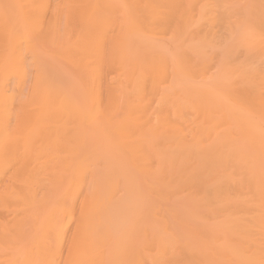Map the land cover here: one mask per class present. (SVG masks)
Returning a JSON list of instances; mask_svg holds the SVG:
<instances>
[{
  "label": "bare ground",
  "instance_id": "6f19581e",
  "mask_svg": "<svg viewBox=\"0 0 264 264\" xmlns=\"http://www.w3.org/2000/svg\"><path fill=\"white\" fill-rule=\"evenodd\" d=\"M210 1L211 0H8L6 1L8 2L7 4H5V7L7 6L6 7L7 10L4 11L5 10L4 8L3 12H0V214H2L5 211H8V212H12L14 217L11 223L10 221L9 222L7 221L8 223L0 221V250L2 249L5 250V248L12 249V247H14L13 246L14 241L20 243L18 248L15 247L12 249L13 253H11V255L12 254L13 255L11 257L10 255L8 256L7 253L6 256L5 254L3 255L5 258L8 259L11 258L7 262V264H142V263L145 264L144 262L146 261L145 259H143L144 260L143 261L142 258L143 257L145 258L146 255L142 256L143 253H148L147 255L149 257L151 256L150 257L151 259H153L154 257V259L151 260L153 261V264L154 263L171 264L173 260L169 259V255L170 254L172 255L170 250H173L171 249V247H174L176 245L175 240L177 241L180 238L179 234H177L178 235V239H177V235L169 231L173 237H176L173 238L171 235H166L165 233H161V231L157 232L156 229L158 228L155 229L156 234L155 233L153 234L152 231L154 230H149L150 231L149 233L148 229L147 231L149 235L148 233L147 235L143 234L145 233L144 227L146 226V228H148L149 224H151L152 221H153V229L155 228L154 224L155 226L158 225L157 227H159L162 224V223L160 224L159 220H156V222L158 223H155L153 218L151 220V217L155 214V213L152 214L153 211L156 212V215H158L159 213L157 214L158 212L157 210L161 209L159 208V206L157 207L156 205L158 203L157 200L159 199L153 198V197H158L159 195L157 196L156 193L153 192L155 194L154 196L151 195V197L153 196L152 199H154V203L151 201H147L148 196L150 195L147 194L149 193V191L145 193L146 196L143 195L144 194L143 192L145 190L144 188L145 185H143L144 190L143 192H141L142 194L141 193L140 194L145 198L146 201L145 200L144 201L148 202L147 204L149 208L150 206H152V204H150L149 202L154 204L152 206L153 209L150 208L152 211L149 208L147 209V211L149 210V213L152 215L151 216L148 215L150 217L149 218L147 217V215L143 216L142 210H141L142 214L139 211L140 214L142 215L140 218L141 220L137 219L138 220L137 222H139V226L138 225L133 226V229L134 227H138L139 229L137 230H140L139 231L141 232L140 234L141 235L143 234L145 237L142 235L144 237L143 239V237L138 235L137 233L136 235L135 234L134 235L137 236L135 240H139L138 238H140L141 240L142 238L143 241L146 240L148 243L155 245L154 247H156L158 249L157 251H159V256H157V253L155 251L156 249L153 250L154 252L153 255H151L152 252L149 255L150 252L148 251L154 249L152 248L151 245H150L151 247L147 246L148 248H150V250L148 251L145 250L144 252L142 248L143 244L142 243L139 244L142 248V251L139 252L141 248L139 249L140 246L138 247L137 246L138 244L137 245L134 244L136 241L135 240L132 241L133 238H131L133 244L126 243L125 241L130 243L132 242L129 241V237L125 233V228L124 231H122L121 229L123 227V225L121 224L122 221H120V224L118 223L119 227L122 226L119 229L122 231V233L121 234L119 232L116 233L118 228H116L113 225L117 224V221L120 220V219L117 220L119 217L116 218V215L118 214L121 216L120 214L121 211L119 210L120 212L118 213H117L118 209L115 211V209L118 208L117 206L119 205L120 202L119 203L115 202L114 197H116L118 192L121 194L122 190L120 192L119 191L120 188H118L121 183L119 181V178L117 177V181L114 180V171H113L114 167L115 168L122 167L121 169L123 170V173L126 176V178L128 176L138 177V175L140 176V178L141 177L145 178V179L141 178L142 180L140 178L137 179L136 177H135L136 179L131 178V180H135V183L133 181L132 182L134 184H137L140 190L141 187L139 186L140 183L138 184V181L140 180L141 183L143 184L145 180V183L146 182L151 183L150 187L153 186L152 183L154 184V186L156 185L158 188L160 186H164L163 188L167 189L170 192L168 194L169 196L174 190H178L177 191L178 195L176 197H180L181 194L179 193L180 192L182 193L181 190L191 191L190 195L188 191L187 194L193 198L191 199V201L194 200L195 202V203L192 202V204L196 207L195 210L198 211L202 210L199 212L202 215L201 216L199 215L200 217L198 216L199 217L198 219H200V221L205 220V216L207 215V213L206 215L205 212L203 213L204 210L205 211L206 210L208 211L210 209L212 210L211 208L212 206H214L215 204H220V206L218 205L219 212H221L222 217H224L225 215L226 218L223 220V222L225 220L226 221L224 222V224L222 223V226H223V230L224 231L226 230V234L227 235L229 234L227 238H225L227 240H221L222 237L220 238L221 235L218 236L219 234L218 235L214 234L216 236L213 235V237L216 238L213 240L212 237L213 233H210L211 234L209 235L210 237L208 236V234L205 235V233L214 232L213 229L207 226L208 228L206 230L205 229L206 226H203V224L197 228L190 227L191 226L190 224H188L187 222L183 223L181 221L182 220L181 217L180 223L182 222L181 224L184 227H187L186 230L184 227H182L183 228L182 232L185 234V232L188 230L187 232H189V234L191 233V235H189L191 237V240L193 239L194 234L198 235V236H194L195 240L193 239L192 240L193 242L197 241L198 239L200 241H203V243L197 245L198 247L197 246L194 247L195 245L193 244V242L190 243L188 246H186L183 243L184 247L182 246V244H180L182 250L187 247L186 248L187 253L186 252L184 253L183 251L181 252V254L177 252L178 248H176L177 247L176 245L175 249L177 250H174L173 255L175 256L178 253L181 256H183L182 255L183 253L187 255L185 256L186 257L185 259L183 258L184 259L183 262H185L184 264H264V150L263 149H261L260 151L258 150V148L259 147L261 148V146H263L264 148V143H263L264 129L263 131H260L261 129L258 128L259 131L257 132L256 128L258 126L257 125L258 123H253L256 121L255 118H259L258 114L257 117L255 116V118L253 116L255 121H253L254 119L252 117H249V119H246L247 123H245L244 120L245 118L242 117L243 115L241 116V113L244 111H241L240 118L241 117L244 118L243 121L242 120L241 121L245 123V126L241 122L242 124H239L238 126L240 127L241 125H243L244 127L242 130L244 131L243 132L239 131V132L241 133V135H243L242 136L243 140L241 139V141H243L242 143L244 142H248V143L243 144L244 145L243 146L241 142H239L240 140L239 137L241 136L239 137L237 136L239 135L237 131L239 129L241 130L242 127L240 128L235 127L236 129H238L237 131H235L236 129L233 126L231 130L237 132V135L235 134V132L232 133L236 135L237 138L239 139L236 140L237 138L234 139L235 137L233 135L228 136L226 134L227 142H231V144L234 145V148L231 149V153L229 151L227 152V154L229 155L228 157V155L225 152V149L224 151L221 149L222 144L220 145V143L219 145H211V146L208 145V147L206 145H205L206 147L203 146L204 145L203 138L208 139V142L205 141L208 144H209V139L212 141V138L206 137L205 135H203L202 138V134H205L206 132L210 133V131L214 129L213 132L215 135V129L217 128V127L215 128V124H217L215 122L217 120H215L214 122L215 124H214L213 122H210V119L208 117L211 114L208 113L210 112L209 109L212 107L211 103L214 104L215 102L214 101L215 99H211V97L213 98L214 96L217 95L216 94L212 96L214 92H212L211 90L213 88H209L208 85L207 87L209 89H205L206 92L207 90L211 89L210 92L212 93L208 91L211 97L208 96V92L206 94H203L205 92L203 93L200 92L203 89H200L199 92L197 90L196 92L200 94H198L199 97L197 98L196 102H193L192 100V98L196 97L195 93H193L194 97L186 95L185 97L186 99L187 97L189 98L192 97L191 98L192 103H189L188 101L190 100L189 98L187 101L185 99V102L189 103V104L186 103V105L192 104L191 105L192 108L196 110L193 112H196L195 115L199 114L202 117H204L205 124L210 122L209 125L207 124L208 126L206 127V125H204L202 120V124L206 128L204 130L202 124L201 126L199 125L201 123L199 122L200 120L196 119L199 122V123L197 122L198 127L196 128V131L189 130L192 128V126L191 128H189L188 126L186 127L187 132L189 131L193 132L189 134H186L187 132L184 131L186 126L185 124H183V127L180 126L181 127L180 128L177 127L178 123H176V121L173 122L171 121L172 120L171 118H173L175 115V114L174 115L171 114L172 109L170 108L171 110H169L170 114L166 109H164L166 108L165 104H167V108L169 109L168 103H170L173 108L176 107L177 104L175 105V107L173 104L174 102L175 103L178 102L177 99H176L177 102L174 100L175 98L172 99V101L174 100L173 102L172 101L170 102V99L171 97H173V95L167 97L170 98L168 99L169 102L167 103H164L165 99L163 100V98H160L161 93L158 92V94L160 95H157V97L154 96L157 99L160 98L161 101L163 100V102H161L162 104L161 103L160 104L163 107L161 108L165 110V112L163 111V113L157 110L156 113L154 105L155 103H157L160 110L161 109L159 105L160 99L157 100L156 102H154V100L156 99L151 101L153 98H150V95L146 94V92L148 93L150 91L149 90L150 86L153 88V91L157 89L155 90L156 93V91L161 89L158 83L160 84L163 79H164L163 83L165 79H166L165 81L166 83L168 76L169 78L172 76L171 73L170 75H166L168 70L166 69L167 58L163 57V53L164 54L167 53L168 56L167 55L166 56L171 57L172 59H173L172 56H174V54L172 53L173 55L169 56L168 53L171 51L169 50V52H167L166 49L165 50L166 52H163L161 55V52L163 50V48L159 45L162 44L160 42L161 39L160 40L157 39L160 42L158 44V42L154 40L156 36L159 38L160 35L163 37L171 33L172 36L169 34L170 39H174L177 41L178 38L175 39V34L177 32L176 33H174L175 31L173 32L174 28L172 29V31H170L173 25L177 26L175 30H177L178 28L179 29L183 28L182 31L184 32H185L184 28H186V30L189 31L194 26L196 33L192 34V33H188V31L187 33L189 34V39L195 44L196 49L204 48L205 50H208L207 44H209V46L215 45L217 42H220L221 39L223 42V39L225 37L222 35L224 37L223 38L221 35H219L218 27L222 29L224 28L222 26H225L224 30H226L227 28L226 26L229 23L228 24H223V23L230 22L229 17H232L235 14L233 13V11H238V10H234L236 9V7L232 6L233 11H229L230 13H232L231 14L232 16L230 15V13H228L229 14L228 17L227 16L228 14H225L226 16L222 14V12L224 11L223 10L224 6L223 8L219 7L220 9L218 10V6L217 9L214 8V6ZM229 1L230 0H228V2ZM257 1L260 2V0ZM261 1H263L264 3V0ZM236 2L233 0V3L235 5ZM254 2L256 1L252 2L253 5L255 6ZM225 3L227 4V2ZM1 4H3V2ZM261 5L262 3L259 4L258 2L256 3L255 9H257V12H255L256 10L253 11L254 14L253 16H255V14L258 13V18L256 15L255 20L251 19L253 20L252 22L251 20H249L251 24L247 23L246 27L252 28L253 30L256 28V30L258 31L263 30L264 32V7H262L264 5L262 6ZM128 6H130L131 9L134 8L135 13H132L135 14L134 16L136 17L140 16L136 18L137 20L136 23L144 24V22L148 23L150 20L151 23L149 22L150 25L148 29H149V36L150 35L152 36H151V40L149 37H147L148 39L145 38L147 39L146 41H148V43L147 45L144 44L146 48L143 47L145 51L146 49H148L150 53L148 52V54H146L145 56L144 54H142L143 55L142 59L138 58L140 60V61L138 60L139 63L138 61H136L137 58L134 56L136 58L135 61L137 62L135 63L139 65L137 70L138 72L140 71L137 75H135L136 78L141 74L140 77L137 79L139 83L136 82L135 80L137 84V86L135 85L136 89L134 86H132L134 84H131L133 82L130 79H132V77L135 78V76L132 75L134 73L131 72V69L130 72H128L129 74L125 73V71H123L124 69H122L123 71L122 77L121 74L119 76L117 75V73L119 74L121 72L120 69L119 72H117L118 69H116V71L112 70L115 73L117 72L116 75L119 78H122V80L124 77L125 79L129 77V84H127L128 86L127 85L126 86L129 89L133 87L134 89L133 88L132 89L135 90L130 98L129 95H127L128 93L126 91L123 94L124 97L128 96L127 99H124L127 100V106L125 107L124 104L122 105V103H126V102L123 101L121 103V97L123 96L121 94L123 93V90H125L124 88H122V85L124 83L120 79L122 83L120 84L121 87L120 86L119 87L120 89L121 88L123 89L121 90L122 91L121 93L119 88H117L118 85L116 84H114L115 86L111 85L107 81V78H109V76L107 77V74L111 75L109 74L110 72H112L110 68L122 64L121 56L124 57L123 55L127 52V51L124 52L126 48L124 46H126L127 44V43L125 44L126 32L124 27L127 25L125 23V21L127 20L126 18L120 19L119 14H122L125 17V15L127 14L125 12L123 13V10L127 11V8L125 7ZM249 7H247V9L244 7L248 11L243 20H245V18L246 19L252 18L249 15L248 16L250 18L247 17V14L248 13L251 14L250 12H252L250 11L251 8L248 9ZM242 11H244V9H242ZM259 11L261 14L259 13ZM134 16L133 18H135ZM226 17H228V20ZM233 18L236 19V17ZM239 18L241 19L240 16ZM120 20H121V24H120ZM239 20H238L239 23L237 22V24H239L241 27V25L243 26L245 23L240 24ZM243 20L241 19V22ZM233 23L230 22V27L232 26L231 24ZM235 25L236 24H234V26ZM250 25L252 27H250ZM145 26H147V24ZM238 26H236L235 31L237 30ZM147 27L145 30H147ZM134 28L136 27H134V23H133L132 29ZM217 29L218 31H216ZM229 29L232 28H229L228 25V30ZM252 29L249 30L250 32L249 35L253 36L255 33L256 36V32H254ZM192 30L191 32H194ZM244 30L246 31V28ZM251 31H253L254 33L252 34ZM133 32L135 31L133 30ZM263 32L262 34H264ZM135 33L140 34L139 32H135ZM146 33L144 32L143 34L146 35ZM229 33L231 35L233 34L231 33V30H229L228 32H226V35L227 34L230 35ZM238 34L236 37L237 39L234 41L235 44L234 42H232L233 41L232 39L230 40L231 35L230 36L227 35L224 40L226 41V39L229 38L230 40L229 42H231L232 44L237 45L236 42H238L240 45L241 43L239 41H241L242 39L240 37L243 36V39L244 36L245 38L250 37L243 35L242 32L240 33L242 36L240 35L238 37ZM138 36L137 37L135 36L136 39L138 38ZM180 36L182 37V35ZM233 36L232 38L235 39ZM130 37H129V41L134 42L133 44L137 42V44L139 45V38L138 41H134L132 39L134 36L131 39ZM219 37L222 38L219 39ZM258 37L259 39L261 38L260 36ZM258 37L255 38L253 37L254 41L256 40V43L254 44L252 37H250L252 38L251 39L252 41L249 40L246 42L248 43L251 42V44L253 45L258 43L255 46H257L256 50L260 53V51L264 50L263 47L264 45L259 43L260 40L263 38L259 40ZM238 38L240 39L238 40ZM170 39L169 41H171ZM246 39H244V41ZM174 40H172L171 42H175ZM142 41H144V39ZM222 42L220 43V45L219 44L217 45H219V47L221 46L225 47L224 46L225 42L223 43V45H221ZM241 42H243V40ZM262 42H264V39ZM137 44L136 47L138 46ZM251 44L248 45L244 44V45L246 47L248 46V48H251L253 47ZM249 45H251V47ZM226 46L227 49L230 47L228 46V44ZM255 46L253 49H255ZM136 47L135 45L133 47L134 49H137L135 50V52L138 51V49L142 48V46L140 48L138 47L136 48ZM219 47H217L218 50ZM131 48L132 45L131 47H129V50ZM159 48L161 49L159 54L161 56L155 57L154 54L155 52H159ZM224 49H226V47ZM253 49L250 51L251 54L252 52L255 51V50L253 51ZM195 50L193 49V51ZM202 50H200L201 52L200 51L199 52L202 55H204V53H202ZM210 50L214 51V49L212 48ZM221 51L224 50L222 49ZM203 52H205L206 54V51ZM207 52H209V50ZM219 52L220 51H218V53ZM246 52L247 54H250L248 53L247 48H246ZM145 53H147V51ZM188 53H192V52H188ZM198 53L197 55L199 59ZM221 53H222V57L218 56V60L221 61L222 63H223L222 61L223 59L226 62L228 61L226 59H230V61L235 62L230 58L233 55L232 53L235 52L233 51L232 53L230 52L231 56L229 55L230 56L229 58H227L229 53L227 52L225 53V55L227 54L226 57L225 56L223 57L224 55L223 52H220L219 55H221ZM262 53L264 52H261V54ZM128 54L130 56L132 55V53L130 54V51H128ZM135 54L139 55L138 53ZM185 54L187 53L185 52ZM213 54L216 55V53ZM213 54H211L210 51V55L213 56V58L210 56V59L212 58V60L215 59L214 57H216ZM208 56H209L208 54H206V56L204 55L205 58L203 59H205L206 62L209 59ZM261 57H258V59H260ZM124 58L125 59L122 58L123 59L122 62L128 59L127 56H125ZM252 58L253 56L250 57L249 59L252 61ZM262 58L264 59V56ZM184 59L186 61L185 56ZM200 59L199 61H201ZM246 59L247 58H245V60ZM128 61L131 60L128 59ZM172 61H174V59ZM193 61L191 60L188 61L187 63H189V66L187 67L193 66L190 69L192 73L195 74L197 73L195 71H198V69L195 70V67L197 65L194 66V64L197 62V59L196 62H194V64ZM261 61L262 63H264L263 60ZM63 62L64 64L66 63V65L68 64L67 66L68 68L64 66ZM204 62L205 61L203 60L202 63ZM213 62L215 61L213 60ZM187 63L185 62V65H187ZM210 63L212 62L210 61ZM238 63L239 61L237 62V65ZM246 63H248V60ZM259 63L260 61L258 62V64L257 62L256 64L254 63L249 66H247L248 65L247 64L246 69H244L245 66L244 67L241 66L244 70H246L244 71L243 74L241 73L240 67H236V65L234 66L236 67L235 71H237L236 69L238 68L240 69V70L238 69V71L241 73V75H244L245 73L248 74V78L245 76L247 78V79L245 78L246 81L247 80L248 81L247 82L242 81V82L251 83V87L250 86L247 87L251 88V90L250 89L249 90L251 91L250 93H252V97H248L249 95L248 93H246L247 96L243 94L244 98L248 97L249 100L251 101H248V98L244 99L242 97L243 100H247L246 101L247 103L251 102V104L256 105V107L259 106L258 108L260 109H258V111H260L259 114L260 118L264 119V67L261 68L260 64L262 63L260 64ZM136 64H135V68H137L138 66ZM176 64L177 63L174 62V65ZM63 66L66 67L67 70L68 69H70V71L72 70L73 75L75 73L74 76L76 78L75 82H72L74 81L75 78L72 80L71 78L73 76H69L72 75L70 74L71 72H69V75L66 74L67 76L65 77H67L68 79L69 76V78L72 81L68 79L69 82L68 81L66 82L65 80L66 78L65 77H64L65 79L62 78V76L65 75L63 73L66 72V71L63 72L64 70L62 71ZM106 66L108 68H106ZM127 66L130 67L129 65ZM132 67L134 68V66ZM178 67L180 69V66ZM198 67H201V65H198L196 68ZM232 67L233 65L230 68ZM133 68L132 70L135 71V69ZM170 68L172 69V67ZM170 68L168 71L172 72L174 68L172 69V71H170L171 70ZM230 68L229 70H231ZM106 69L107 70L110 69L109 70L110 72L107 71ZM205 69L207 70V68L205 67L202 68V70L204 71ZM125 70H127V68H125ZM114 72L112 73L114 74ZM184 72L185 70L183 71L182 75H184ZM130 73H131V77H130ZM113 74L112 76L115 75ZM200 74H202V71ZM237 74L239 76V73ZM123 75L125 76L123 77ZM230 75L232 76L231 73ZM117 76L116 77L114 76L112 78L115 79L117 78ZM166 76L167 78H165ZM185 77L187 78V76ZM207 78H210V76L209 77L206 76V80ZM111 81H113L111 82L112 84L117 83L116 80H115L116 82L114 80ZM170 81L171 80L168 81V84L170 83ZM66 83L67 85L68 83H71L72 85H74V87L67 86ZM156 83L158 86H156L155 88L154 85ZM198 85H201V82ZM177 86L179 87L178 90L180 89L179 91L181 93L182 89L180 87V84H177L176 87ZM240 87L238 86L236 88L239 91H241V89H239ZM244 87L247 88L245 84ZM244 87L242 88L243 91L245 90ZM128 88L127 91L129 92ZM199 88H205V86L204 87L201 86ZM166 89L167 88L165 87V90ZM169 90L171 92L172 89ZM249 90L247 89V91ZM163 91L164 89H162V92ZM131 93L132 92H129L130 95ZM149 93L154 94V92L152 91H150ZM164 93L162 94L161 97H164L163 96L165 95ZM182 93L181 96L183 98V96L186 93H183L184 95ZM153 94H151V97ZM236 94L235 97L237 96ZM232 95L233 94H230V96ZM174 96L177 97L175 92H174ZM205 97H210L212 102L210 101V104L207 103L208 100H206L207 101L206 102ZM236 99L237 97L235 98V100ZM239 100L241 101L242 99ZM149 101H151V104H154L153 108H151V110L148 111L149 113H151V111H153L152 109H154V112H152V114L153 113L156 114V117H154V119L156 118L155 121H157L158 124L157 131L160 129H162L163 131V132H159L160 134L157 133L159 134L158 137L164 136L165 134L166 135L164 138L165 140L163 139L164 141L162 142L166 144L167 142L165 141L170 140L172 141V143L176 144V145L174 144L175 147H172V144H170V142L167 143L168 145L166 144V146L163 144H161L162 145L161 146L159 144L162 143L160 138L156 139L158 141L160 140V142L158 143L157 141L155 142L152 141L153 138L152 139L150 138V135H152L153 132L150 134L149 132L154 125L156 126V123L153 119V123H155L153 125L151 124L152 122L150 120L151 123L150 122L149 123L153 126H151V128L149 127L150 125L148 124L147 114H146ZM235 102H237V100ZM224 103L226 102L224 101ZM163 104L165 107L163 106ZM216 104L219 105V103ZM252 105L249 107L245 105L243 107L249 108L250 110L249 109L248 110L250 111L251 114L252 111L251 108L253 109L256 108V107L255 108L252 107ZM158 107L156 108L158 109ZM239 107L242 108L241 105L240 106L238 105V108ZM124 108H126L125 111H123ZM220 108L221 107H219L218 109ZM179 109L177 108L178 114H180L181 116L180 119L186 118L187 121V119L191 117V115H189L188 118L186 117V115L188 114L187 111L189 110H186V107H184L183 104L181 108L179 107ZM256 109L255 111H257ZM177 110L175 108L172 113H174L175 111L177 112ZM224 110L226 109L224 108ZM237 111L236 113L239 114ZM120 112H122L121 114H124L123 117L121 118L118 117ZM193 112H191V114H193ZM222 112L224 114L227 113V111L226 112L222 111ZM244 113L248 115L247 112ZM253 113L255 112L253 111L252 114ZM222 114L221 117H223ZM151 116L153 117L154 115ZM226 116L228 117V115L227 114L224 115L225 119L227 118ZM210 117L213 116L210 115ZM235 117L237 120L239 116L236 115L234 116V118ZM215 118L217 119L218 117ZM250 118L253 119V120L251 119L253 122L250 120ZM206 119H209V122H207ZM227 119L225 120V123L224 120H222V123L218 124V126L221 125L220 128L223 126L227 128L226 125L230 124L229 121L226 123ZM191 120L189 122L188 119V123H192ZM196 120L195 122L193 121L195 124H197ZM236 120L234 119V121ZM259 120L258 122L262 121ZM236 122H240V121H236ZM173 123H176L177 126H175V124L173 125ZM182 123H184V121L180 122V124ZM223 123L224 125L222 126ZM147 125L150 129L145 131ZM236 125L237 123L235 124V126ZM201 127H203V130L201 129ZM155 128L156 127H154V129ZM233 128L235 130H233ZM228 130L230 133L231 131L230 128ZM221 132L224 133V131ZM259 132L263 134L261 135V133ZM257 133L261 136L257 135ZM211 134H210L211 136H214L213 133ZM218 134L219 133L217 132L216 135L218 136ZM216 138L218 139V137ZM213 139L215 138L213 137ZM215 141L216 140H214V142ZM152 142H154L155 147L152 145ZM223 143H225L224 138H223ZM157 144H159L161 148L165 146L163 147L164 149H162V152L158 151L159 152L158 153L156 151L157 149L155 148ZM182 145H184V148L181 147ZM254 145L256 146L261 145V146L255 148ZM251 146L259 151V155L256 152L255 153L251 152V151H255L251 148ZM247 147H250L251 150L247 149ZM225 148L227 149V147ZM169 149L174 150L173 153H175L176 155L171 154L172 155L171 156L169 153L172 152L169 153L168 151L165 152L166 150ZM261 151H263V155L261 153L262 156H260ZM255 154H257V156ZM112 161L119 164V166L113 164L114 167L112 168L113 166L111 163ZM50 162L53 163L60 162L59 165L57 166L55 165L57 171H54L55 169H53L52 167L50 168ZM120 168L117 169L118 171L114 169L116 171L115 173L119 172ZM51 169L54 171L53 174L51 172L52 171ZM231 169H234L235 171L233 170V172L230 173V171H232ZM220 173L222 174V176L219 177V175H221ZM253 173L254 174L256 173V175H254ZM236 174L238 176H242L240 180L242 178L243 179L240 182L237 181V179L239 178H237L238 176H236ZM124 179L125 178H123V183H125ZM127 179L130 180V178ZM127 184H124V186L125 185L127 186ZM134 184L133 185L130 184V186L131 185L134 186ZM135 187L136 186H134V188ZM127 188H130L131 190L133 187H127ZM139 188L137 190L138 192H140ZM117 189H118L117 193L113 192L114 190ZM156 190L157 189H155V191ZM160 190L161 187L160 189H158L159 191L157 192L158 194L160 193ZM129 192L130 191L128 190L127 193ZM161 192L163 193V191ZM132 193L134 194V192L131 191V194ZM136 194L137 193H135V195ZM200 194L201 196H199ZM137 195H139V193ZM184 195L186 196V193ZM124 196L128 197L126 193ZM142 196H140V198H142ZM160 196L162 197V195ZM164 196H165L164 198H167V200L169 199V197L168 196L166 197L165 194ZM131 197L135 198V196H131ZM172 197L174 201L176 197L175 196ZM172 197L169 200H172ZM126 199L122 200L121 203L122 205L123 202H125L124 200ZM188 199H190V197H188ZM131 200L129 199V201ZM167 200L165 199L163 202L165 203V201L167 202ZM160 202L158 205H160ZM126 204H125L126 207H130L131 205L128 202H126ZM141 204L143 205V203ZM160 206H162V203ZM127 209L128 208H126V211ZM211 210L210 212L212 213L213 210L212 211ZM129 211L124 212L122 210V212L125 214L128 213ZM139 212L137 215H139ZM162 212L165 211L162 210ZM176 212L178 216H180L178 211ZM195 212L196 211H194V213ZM210 212L208 211V213ZM167 213L172 214L175 212L172 211L169 212L168 209ZM145 214H147V212ZM114 215L117 221L115 219L113 220H115L116 222L112 220V218H114ZM163 216L165 215L163 214ZM174 216L175 215L173 214L172 220L174 219V221L175 220L177 221V218H174ZM155 218H158V216H156ZM167 218L166 220H168ZM162 219L164 220V218L161 217V222ZM137 222L135 223L138 224ZM146 222L149 224H145L144 226V223ZM163 222H165V220ZM166 222L169 227H167V224L165 225L163 223V225H165L167 229L171 228L172 225L174 227L176 225V222L174 223L172 221L175 224L174 225L171 222V220L170 223H172V225H169L168 223L169 221ZM178 224L177 227H180ZM28 226L31 227L30 228L32 231L31 234H29L28 233L29 231L26 230ZM141 226H143L144 231L140 229ZM151 226L152 224L149 226L150 229L152 228ZM165 227L162 226L161 229L163 230ZM134 230L136 231V229ZM175 230L176 228L175 229L173 228L172 232H174ZM178 230L180 229L178 228ZM128 232L129 230L127 229V233ZM169 232H167V234H170ZM131 233L132 232H130V234ZM184 234L182 235L181 238L182 240L183 237L188 236L187 234L184 236ZM196 237L198 238L197 240ZM186 239H188V237H186ZM186 239H184L183 241H185ZM140 240L137 243L143 242ZM178 242H181L180 239L178 240ZM186 243H188V241H186ZM146 244L144 247H146ZM147 247L146 249H148ZM136 249L137 250L139 249V251H135ZM161 253L163 254L161 255ZM0 256L3 257L2 255ZM148 256L147 259L150 260ZM173 262H174L173 264H175V261ZM176 262H180V264H183L181 263L182 261H180V259L179 261ZM3 263L5 264L4 261Z\"/></svg>",
  "mask_w": 264,
  "mask_h": 264
},
{
  "label": "rangeland",
  "instance_id": "374dc122",
  "mask_svg": "<svg viewBox=\"0 0 264 264\" xmlns=\"http://www.w3.org/2000/svg\"><path fill=\"white\" fill-rule=\"evenodd\" d=\"M0 1L3 2V4H1L2 2H0V7H1V8H0V12H3L4 8H5L4 11H6V10H7V9H6L7 6L5 7V4L8 3V2H6V1H8V0H0ZM4 1H5V2H4ZM215 1H216V2H215ZM215 1H214V0H211L210 2H211L212 5L214 6V8L217 9V6H218V10L220 9L219 7L223 8V6H224V8H223L224 11L221 9V10L223 11V12L221 11L222 14H224V15L230 13L229 11H233L232 6H233V7H236V9H234V10H238V11H233V13H235V14H234L235 16H234V15L232 16V15H231L232 13H230V15H231L232 17H229V14L227 15V16L230 18V22H232V23L234 22L233 24H231V25H232L231 27H230V22H224V23H223V24H228V23H229V24H228V25H229V28H232V29H229V30H231V33H233L232 35L229 33V34L231 35L230 40L232 39V40H233L232 42H234V41L237 39L236 37H237V34L239 33V31H240V33L242 32L243 35L250 36V35H249V34H250L249 30H251L252 28L246 27V26H247V23H248V24H251L249 20H251V19L255 20V19H256V15H257V18H258V13H256L255 16H253V15H254V14H253V11L256 10L255 12H257V9H255L256 3H257V2H258V4H259V3H262V5H264L263 1L260 0V2H259V1H257V0H234L235 2L237 1V2H236V5L233 3V0H230L229 2H228V0H215ZM222 1H223V2H222ZM253 1H256V2H254V3H255V6H254L253 3H252ZM220 2H221V5H220ZM225 2H227V4H226ZM215 3H216V5H215ZM218 3H219V5H218ZM223 3H224V4H223ZM229 3H230V5H229ZM231 3H232V5H231ZM238 3H239V4H238ZM233 4H234L235 6H234ZM262 5H261V6H262ZM228 6H229L231 9H230ZM249 6H250V7H249ZM2 7H3V8H2ZM244 7H245L246 9H247V7H249L248 9L251 8L250 11H252V12H250L251 14H249V13L247 14V17L250 16V17H252V18H250V17H249L250 19H246V18H245V20H248V21L243 20L244 17L246 16L247 11H248V10H246ZM262 7H264V6H262ZM125 8H127V11H126V10H123V13L125 12L127 15H125V17H124L122 14H119V18H120V19H122V18L125 19V18H126V20L129 21V22L125 21V23L127 24V25L124 27V28H125V32H126V37H127V38L125 37V44H126V43H127V44H126V46H124V47H126L125 50H124V52H125V51H127V52H126L123 56H124V57L127 56V58L130 59L131 61H128V59H126V60L123 61V62H125V63H123L122 60L125 59V58L121 56V63H122V64H119V65H117L116 67L110 68L111 71H112V70H115V71H116V69H118L117 72H119V71L121 70V72H120L119 74L116 72L118 76L121 74V77H122V72H123V71H125V73L129 74L128 72H130V69H131V72L134 73V74H132V75H134V76L137 75V74L140 72V71L138 72V70H137L138 67H139V65L136 64V63H137L136 61H138L140 58L142 59V56H143L142 54H144V56H145L146 54H148L149 50L146 49L147 53H145L146 51H145V49H144L143 47L146 48V46H145L144 44L147 45V43H148V41H146V40L148 39L147 37H149L150 40H151V36H152V35L149 36V29H148V28H149V25H150V23H151L150 20H149L150 23H149V22H148V23H147V22H146V23L144 22V24H138V23H136V21H137L136 18H138V17H140V16H137V17H136V16H134L135 14H132V13H135L134 8L131 9L130 6L125 7ZM225 8H226V9H225ZM237 8H238V9H237ZM129 9H130V10H129ZM228 9H230V10H228ZM242 9H244V11H242ZM132 10H133V12H132ZM225 10H226V11H225ZM227 10H228V12H227ZM240 10H241V11H240ZM259 13H260V11H259ZM260 14H261V13H260ZM248 15H249V16H248ZM133 16H134L135 18H133ZM225 16H226V15H225ZM237 16H238V17H237ZM239 16H240L241 19H242L243 21H245V22H243V21L241 22V19L239 18ZM228 17H226L227 20H228ZM233 17H236V19L233 18ZM254 17H255V18H254ZM259 17H260V16H259ZM231 18L235 19L236 22H235V20H233V19H231ZM130 19H131V21H130ZM239 19H240V20H239ZM227 20H226V21H227ZM231 20H232V21H231ZM238 20L240 21V24H243V23H245V24H244L243 26L241 25V27H240V25L237 24ZM253 20H251V22H252ZM133 23H134V27H136V28H134V29H132ZM238 23H239V22H238ZM120 24H121V20H120ZM146 24H147L148 27L145 26ZM234 24H236V25L234 26ZM141 25H142V27H141ZM228 25L226 26V27H227L226 30H224L225 26H222V27H224V28H222V29H221L220 27H218V29H219V32H218L219 35H221V36L223 35V36L226 38V36L228 35V34L226 35V32L229 31V30H228ZM238 25H239V26H238ZM129 26H130V27H129ZM219 26H220V25H219ZM236 26L239 27V28L237 27V30H238V31H237V30L235 31ZM146 27H147V30H145ZM243 27H244V28H243ZM250 27H252V26L250 25ZM141 28H142L143 30H142ZM173 28H174V29H173ZM175 28H177V26H176V25H175V26L173 25V27H171V30H170V31H172V29H173V32L175 31L174 33L177 32L176 34H177V36H179V37H177L176 34H175V39L178 38L177 41L174 40V39H170V35H171V33H169L170 35L167 34L166 36H163V37L160 35L159 38L156 36L157 34H156V35H153V36H156V37L154 38V40H156V41L158 42V44H159L160 42L162 43V44H159V45L163 48V50H162V52H161V55H162L163 52H166V51H165L166 49H167V52H169V50L171 51V52L168 53L169 56H172V55L174 54V56H172L173 59H174V61H172L173 59H172L171 57H167V56H168L167 53H166V54L163 53V57H164V58H167V61H166L167 66H166V69L169 70L170 67H172V69L174 68L173 71H172V69L170 68V69H171L170 71H172V72H169V71L167 70V74H166V75H170V73H171V75H172V76L170 77L171 79L169 78V76H168V78H167V76L165 77V78H167V82H166L167 85H169V84H170V85H169V86L166 85V83H165L166 79H165V81H164V83H163V80H164V79H163L162 82H161L160 84L158 83L159 87H161L160 90L156 91V93H155V90H157V89H155V90L153 91V88L150 86V87H149V90L152 91V92H154V94H153V93H149L150 91H149L148 93L146 92V94L150 95V98H153L151 101H153L154 99H156V100H154V102H156V101L159 100L160 98H163V100L165 99V102H164V103L169 102L168 99H170V98H167V97H170V96L173 95V97H171V99H170V102H171L172 99H174V98H175L174 100H175L176 102H177V100H178L177 103L174 102V104H173L174 107H175V105L177 104L176 107H175L176 110H177V108L179 109V107L181 108L182 104H183L184 107H186V110H189V111L192 110V111H190V112L187 111L188 114L186 113V114H187V115H186L187 118L189 117V115H191V117L188 118V119H189V122H190V120H191V118H192V120H191L192 123H188V119H187V121H186V118H181V119H180L181 116H180V114H178V110H177V112L175 111L174 113H172V112L174 111L175 108H173V107L171 106L170 103H168L169 109L167 108V104H165L166 108H164V109H166L168 112H169V110L172 109V110H171V114H172V115H174V114H175V115H177V114L179 115V118H178V115H177V116L174 115L173 118H171L172 116L170 115V116H171L170 118L172 119L171 121H172V122H173V121H176V123H178V124H177L178 126L176 125V123H173V125L175 124V126H177V127H180V126L183 127V124H185V125H186V126H185V130H184L185 132H187V130H186V127H187V126H188L189 128H191V126H192L191 129L188 128L190 131H192V130H193V131H196V128L198 127V123L201 122V123L199 124V125L201 126V124H202V120H203L204 125H206V127L209 125L210 122H213V123H214L215 120H217L218 122H217V121L215 122V123H217V124H215V123H214V124H215V128L217 127V128L215 129V135L217 134V132L219 133L218 136L216 135V137H218V139H217V138L215 137V135H214V132H213L214 129H212V130L210 131V133H209V132H206L205 134H202V138H203V135H205L206 137L212 138V141L209 139V144L207 143V142H208V139H207V138H205V139L203 138V142H204V145H203V146H204V147H206V146L208 147V145H209V146H211V145H219V143H220V145L222 144L221 149H222L223 151H224V149H225L226 154H227L228 151L231 153V149L234 148V145H232L231 142H227V140H226V139H227V138H226V134H227L228 136H229V135H231V136L233 135V136L235 137L234 139H236L237 136H238V137L241 136V137H239V138H240L239 142H241L242 145H243V144H246V143H248V142H244V143H242L243 141H241V139L243 140V137H242L243 135H241V133H240V132H243V131H244V130H242V129H243V127L245 126V123H247V120H246V119H249V117H252V118H253V116H254V118H255V116L257 117V114H258V117L260 118V115H259V114H260V111H258V109H260V108H258L259 106L256 107V105H252L251 102L247 103V102H246L247 100H243V98H244L243 96H244V95L247 96L246 93H248L249 95L251 94L250 96L248 95V97H252V93H250V92H251V91H250V90H251V88H250V87H251V83H250V82H248L249 84H248V83H243V82L246 81V79L248 78V74L245 73L244 75H241V73L243 74L244 71H246V70H244V69L247 68V67H246L247 64H248L247 66L252 65V64H254V63L256 64V62H257V64H258L259 61H260V63H262L261 60H263V62H264V59L262 58V57L264 56V53H262L263 55L261 54V52H264V50L260 51V53H259V52L256 50V49H257V46H255V45H257L258 43L255 44V45H253L254 43H256V40L254 41V38H255V37L260 36L261 38L264 39V36H263L264 34H262L263 30H262V31H260V30L258 31V30H256V28H255L254 30L252 29L254 32H256V36H255V33H254L253 31H251L252 34L254 33V35H253V36L251 35L250 37H252V38L254 37V38L252 39V38H250V37H249V38L246 37V38H247V39H246L245 36H244V39H246L245 41H244V39H243V36L239 33V34H238V37L241 35V36H242V37H240V38H242L241 41L243 40V42H244V43H243V42L239 41L241 44L243 43L242 45H241V44L239 45L238 42H236L237 45H234L235 42H234V44H232L231 42H229L230 40H229L228 37H227L228 39H226V41H227V42H226V41L224 40L225 38L222 36V37L224 38V39H223V42H222V39H221V41H220V42H217L215 45H210V46H209V44H207V47H208V50H209V52H207L208 50H205L204 48H202V49H204V50L199 49V48L196 49L195 44L189 39V34H188V33H192V34H195V33H196V32H195L196 30H195L194 26H193L189 31L186 30V28H184L185 32L182 31L183 28H181V27H180L181 29L178 28L177 30H175ZM245 28H246V31L244 30ZM140 29H141V30H140ZM187 29H189V28H187ZM192 29H194V30H192ZM218 29H217L216 31H218ZM220 29H221V31H222V30H223V31L221 32ZM133 30H134L135 32H139L140 34H136L135 32H133ZM191 30L194 31V32H191ZM227 30H228V31H227ZM232 30H233L234 32H233ZM255 30H256V31H255ZM179 31H180V32H179ZM187 31H188V33H187ZM224 31H225V32H224ZM257 31H258V33H257ZM144 32H145V33L148 32V33H146V35H144V34H143ZM244 32H245V34H244ZM129 33H131V34H129ZM134 33H135V35H134ZM178 33H179V35H178ZM221 33H222V34H221ZM224 33H225V34H224ZM234 33H235V35H234ZM246 33H248V34H246ZM263 33H264V32H263ZM147 34H148V35H147ZM186 34H187V35H186ZM129 35H130L131 37H130ZM138 35H139L140 37H139ZM143 35H144V37H143ZM180 35H182V37H181ZM230 35H228V36H230ZM233 35H234V36H233ZM133 36H134V37H135V36H136V37L138 36V38H139V45L137 44V42H136L135 44H133L134 42L129 41V37H130V39H131ZM158 36H159V35H158ZM168 36H169V37H168ZM171 36H172V35H171ZM232 36H233L235 39H233ZM134 37H133L132 39H133L134 41H138V38L136 39V37H135V38H134ZM142 37H143V38H142ZM222 37H219V39L222 38ZM141 38H142V39H141ZM145 38H147V39H145ZM183 38H184V40H183ZM240 38H238V40H239ZM261 38H260V39H261ZM140 39H141V40H140ZM143 39H144V41H146V42L142 41ZM157 39H158V40L161 39L160 42H159ZM164 39H165V40H164ZM169 39H170L171 41L174 40L175 42H171V41H169ZM180 39H181V42H180ZM186 39H187V40H186ZM251 39L254 41L253 44H251V42H250V43L246 42V41H249V40L252 41ZM258 39H259V37H258ZM258 39H257V41H258ZM260 39H259V40H260ZM263 39H261V40L263 41ZM261 40H260L259 43L262 44V45H264V42H262ZM162 41H164V42H162ZM165 41H166V42H165ZM178 41H179V42H178ZM182 41H183V42H182ZM140 42H142V43H140ZM176 42H177V43H176ZM221 42H222L221 45H223V43L225 42V44H226V45L228 44V46H230V47L227 49V46H226L225 44H224V46L226 47V49H224L225 47H223V46H221L222 48L219 47V45H220ZM245 42H246V43H245ZM164 43H165V45H164ZM229 43H230V45H229ZM129 44H130V46H129ZM136 44L138 45V46H137L138 48H140V47L142 46L141 49H143V50L138 49V51L135 52V50H137V49H134L133 47H134V45H135V47H136ZM141 44H142V45H141ZM217 44H219V45H217ZM231 44H232V45H231ZM244 44H245V45L251 44L253 47H251V45H249L251 48H248V46L246 47ZM131 45H132V48L129 50V47H131ZM159 45H158V46H159ZM233 45H234L235 47H234ZM243 45H244V47H243ZM127 46H129V47H127ZM158 46H157V47H158ZM160 46H159V47H160ZM163 46H164V47H163ZM196 46H197V45H196ZM232 46H233V47H232ZM236 46H238V47H236ZM254 46H255V49H253ZM137 47H136V48H137ZM161 47H160V48H161ZM205 47H206V46H205ZM210 47H211L212 49H214V51L210 50V49H211ZM217 47H219V50H218ZM245 47L248 49V53H250V51H251L252 49H253V51L255 50L254 52H252L253 55H252L251 53H250V54H247V52H246V48H245ZM263 47H264V46H263ZM160 48H159V52H155V54L153 53L155 57H159V56H161V55H159V54H160V51H161ZM232 48H233V49H232ZM127 49H128V50H127ZM133 49H134V50H133ZM193 49H194V50L196 49L197 52H196V50L193 51ZM198 49H199V51L202 50V53H204L205 56H206V54H208V55H209V56H208L209 59H210V56L213 58V56L210 55V51H211V54L216 53V55H215V54H213V55H215V56L217 57V60H218V56H221V57H222V53H221V55H219L220 52H223V54H224L223 57H224V56H225V57L227 56V54L225 55L226 52L229 53V54H228V57H227V58H229V57L231 56L230 54H231L232 51H233V52H235V53H232L233 55H232L230 58H231L233 61H235V62H232V61H230V59H226V58H225V59L228 60L227 62L224 61V59L222 60L223 63H222L221 61H219V60H218V61H219V62H218V61L216 60V57H214L215 59H213L215 62H213L212 58L209 60L208 57H207V59H208L209 62H208V61L206 62V60L203 59V58H205L204 55H202V54L200 53L201 51L199 52ZM206 49H207V48H206ZM222 49H223L224 51H221ZM235 49H237V50H235ZM140 50H141V52H140ZM215 50H216V51H215ZM217 50L220 51V52L218 53ZM225 50H226V52H225ZM227 50H229V51L231 50V51H230L231 53H230L229 51H227ZM128 51H130V54L132 53V55H133V56L131 55L132 57L135 56L137 59H136L135 57L132 58V57L128 54ZM133 51H134V53H133ZM143 51H144V52H143ZM151 51H152V50H151ZM203 51H206V54H205V52H203ZM256 51H257V52H256ZM139 52H140V53H139ZM185 52H186L187 54H185ZM188 52H192L194 56L192 55V53H188ZM198 52H199V53H198ZM224 52H225V53H224ZM255 52H256V53H255ZM135 53H138L139 55H137V54H135ZM149 53H150V52H149ZM157 53H158V54H157ZM172 53H173V54H172ZM197 53L199 54V59L201 58L200 60H201L202 62H203V60H204L206 63H205V62L202 63L201 61H199ZM126 54H127V55H126ZM245 54H246V55H245ZM260 54L262 55V57H261ZM156 55H158V56H156ZM166 55H167V56H166ZM179 55H180L181 57H180ZM201 55H202V56H201ZM229 55H230V56H229ZM249 55H250V56H249ZM259 55H260V56H259ZM128 56H129V57H128ZM140 56H141V57H140ZM184 56L186 57V61H185V59H184ZM189 56H190V57H189ZM246 56H247V57H246ZM252 56H253L254 59L252 58V61H251L249 58L252 57ZM163 57H162V58H163ZM258 57H261L262 59H261V58L258 59ZM122 58H123V59H122ZM138 58H139V59H138ZM160 58H161V57H160ZM169 58H171V59H169ZM178 58H179V59H178ZM193 58H196L198 63L196 62V59H193ZM245 58H247V59L245 60ZM256 58H257L258 60H257ZM135 59H136V61H135ZM219 59H221V58H219ZM165 60H166V59H165ZM175 60H178V61H175ZM181 60H183L184 62L181 61ZM190 60H191V61L195 60V61H193V64H194V62H196V63L194 64V66H196V65H197V66H198V65H201V67H198V68H196L197 66L195 67V70L198 69L199 72H198V71H195V72H197V73L194 74V73H192V71H191V69H190V68H192L193 66H192V67H187V66H189V63H187V62L190 61ZM237 60L239 61L238 65H237V62H238ZM242 60H244V61H242ZM247 60H248V63H246ZM249 60H250L251 62H250ZM126 61H127V62H126ZM133 61H134V62H133ZM139 61H140V60H139ZM139 61H138V63H139ZM210 61H211L212 63H210ZM130 62H132V63H130ZM135 62H136V63H135ZM174 62L177 63V64L174 65ZM185 62L187 63V65H185ZM216 62H218V63H216ZM240 62H242V63H240ZM133 63H134V64H133ZM178 63H179V64H178ZM207 63H208V64L210 63V64L208 65ZM228 63H229V64H228ZM231 63H232V65H233L234 69H233V67L230 68V67L232 66ZM244 63H245V64H244ZM260 63H259V64H260ZM63 64H64V62H63ZM132 64H133V65H132ZM135 64L138 65L137 68H135ZM180 64H181V65H180ZM223 64H224V65H223ZM226 64H227V65H226ZM262 64H264V63H262ZM262 64H260V67H261V68L264 67V65H262ZM121 65H122V66H121ZM127 65H129L130 67H128ZM234 65H236V67H240V68H241V73L238 71L239 68L236 69L237 71H235V68H236V67H235ZM239 65H240V66H239ZM64 66L67 67L68 64L66 65V63H65ZM64 66L62 67V71L64 70L63 72L66 71L67 73H66V72H65V73L62 72L63 74H65V75L62 76V78H64L65 76L69 75V72H71L70 74L73 73L72 70L70 71V69H68V70H69V71H68V70H67L68 67L66 68V67H64ZM124 66H126V67H124ZM132 66H134V68H133ZM178 66H180V69H179ZM202 66H204L205 68H207V70H206V69H205V71L202 70V68H204V67H202ZM227 66H228V67H227ZM229 66H230V67H229ZM241 66H243V67L245 66L244 69H243ZM258 66H259V65H258ZM131 67H132L133 69H135V71L132 70ZM167 67H168V68H167ZM106 68H108V67L106 66ZM125 68H127V70H125ZM182 68H183V69H182ZM229 68H230L231 70H229ZM110 69H109V70H110ZM119 69H120V70H119ZM122 69H124V70L122 71ZM181 69H182V70H181ZM186 69H187V70L189 69V70L187 71ZM208 69H210L211 71L208 70ZM242 69H243V70H242ZM106 70H107V69H106ZM109 70H107V71H109ZM184 70H185L184 75H182V73H183ZM239 70H240V69H239ZM107 71H106V72H107ZM133 71H134V72H133ZM136 71H137V72H136ZM201 71H202V74H200ZM203 71H204V72H203ZM208 71H209L210 73H209ZM230 71H231V72H230ZM109 72H110V71H109ZM109 72H108V73H109ZM112 72H114V71H112ZM112 72L109 73V74H111V75H108V74H107V77L109 76V78H107V81H108L111 85H114V84L118 85L117 88H119L120 91L123 90L122 88H124L125 90H123V93H122V91H121V93H122L121 95H123V94L125 93V91H126V92L128 93V94H127V93H126V94L129 95V98H130L135 90H133V89H134L133 87H132L133 89H132V88L129 89V88L127 87V86H128L127 84H129V77H128L127 79H125V77H124V76L127 75V74L123 75L124 78H123V80H122V78H119V77L116 75L115 72H114L115 75H114ZM173 72H175V73H173ZM186 72H187V73H186ZM190 72H191V73H190ZM205 72H206V73H205ZM207 72H208L210 75H209ZM168 73H169V74H168ZM230 73L232 74V76L230 75ZM237 73H239V76H238ZM66 74H67V75H66ZM112 74H113L115 77L117 76L118 79H117V78H115V79L112 78V77H114V76H112ZM123 74H124V73H123ZM174 74H175V75H174ZM193 74H194V75H193ZM203 74H204V75H203ZM206 74H207V75H206ZM233 74H234L235 76H234ZM140 75H141V74H140ZM140 75L137 76V78H136V76H135L136 79H135L134 77H132V79H130V80L133 82V83H131V84H134V85H132V86H134L135 89H136V86H137L136 82H138L137 79L140 77ZM176 75H177V77H176ZM202 75H203V76H202ZM69 76H73V77L71 78V79L73 80V79L75 78V77H74V76H75V73H74V75L72 74V75H69ZM69 76H68V79L71 80V79L69 78ZM185 76H187V78H186ZM188 76H189V78H188ZM206 76H207V77L210 76L211 79H210V78H207V80H206ZM237 76H238V77H237ZM245 76H246L247 78H246ZM130 77H131V73H130ZM193 77H194V79H195V78H196V79L194 80ZM197 77H198V78L201 77L202 79L199 78V79H200V80H199ZM240 77H242V78H240ZM65 78H66V79H65ZM65 78H64V79L66 80V82H67V81L69 82V80L67 79V77H65ZM203 78H204V80H203ZM245 78H246V79H245ZM120 79H121L122 82L125 84V85H124V84L122 85V88H121V89H120V87H121L120 84H121L122 82H121ZM133 79H134V80H133ZM175 79H176V81H175ZM209 79H210V80H209ZM72 80H71V81H72ZM75 80H76V78H75L74 81H72V82H75ZM111 80H114V81L116 80L118 84H117V83H113V84H112L111 82H113V81H111ZM118 80H119V82H118ZM126 80H127L128 82H127ZM135 80H136V82H135ZM169 80H171V81H170V83L168 84V81H169ZM63 81H64V80H63ZM116 81H115V82H116ZM124 81H125V82H124ZM131 81H130V82H131ZM178 81H179V82H178ZM237 81H239V82H237ZM242 81H243V82H242ZM247 81H248V80H247ZM247 81H246V82H247ZM72 82H71V83H72ZM172 82H173V83H172ZM200 82H201V85H198V84H200ZM71 83H68V85H67V83H66V85H67V86H71V87L73 86V87H74V85H72ZM138 83H139V82H138ZM241 83H242V84H241ZM64 84H65V83H64ZM172 84L174 85V87H173ZM175 84H176V85H177V84H180V87H181V89H182V92H183V93H186V94L184 95V94L181 92V93L184 95L183 98H182L181 93H180V91H179L180 89L178 90V88H179L178 86H179V85L176 87ZM202 84H203V85H202ZM206 84H207V85H206ZM233 84H234V85H233ZM235 84H236V87H238V86L240 87V86L242 85V86L239 88V89H241V91H239V90L235 87ZM244 84H245L246 87H247V86H250V87L245 88V87H244ZM247 84H248V85H247ZM126 85H127V86H126ZM135 85H136V86H135ZM158 85H157V83H156V84L154 85V87L156 88V86H158ZM164 85H165V86H164ZM196 85H197V87H196ZM208 85H209V86H208ZM114 86H115V85H114ZM119 86H120V87H119ZM123 86H125V87H123ZM130 86H131V85H130ZM130 86H129V87H130ZM171 86H172L173 88H172ZM201 86H202V87L205 86V88H199V87H201ZM207 86H208L209 88H213L212 90L210 89L212 92L215 93V94L213 93L212 96H213V95H216V94H217V95L214 96V97L212 98V97L209 95L210 90H207V92L209 91V92H208V96H210L211 99H215V100H214L215 102L213 101L214 104L211 103V104H212V107H215V106H216V107H215V108H212V107L210 108V107H209V108H210V109H209L210 112H208V113H209V114L211 113L210 115L213 116L214 119H213V117H210V115H209L208 117H209V119H210V122H209V119H206L207 122H209V123H206V124H205V120H204L205 118L202 117V116L199 115V114H196V115H195L196 112H193V111H196V110H194V108H192V106H191L192 104H190V105H186V103H187V104L192 103V101H191V98H192V97H191V98L187 97V99H186L185 97H186V95H187V96H193V93H195V96H196V97L193 96L194 98H192V100H193V102H196L197 98L199 97L198 94H200V93H198L199 90H200V89H203V90H201L200 92H202V93L205 92V93H203V94H206L207 92H206L205 89H209ZM225 86H226V87H225ZM165 87L167 88L166 90H165ZM170 87H171V88H170ZM230 87H231V88H230ZM243 87H244V89H245L246 91H245V90L243 91V89H242ZM117 88H116V89H117ZM127 88L129 89V92H132L131 95H130L129 92L127 91ZM157 88H158V87H157ZM174 88H175V89H174ZM198 88H199V89H198ZM235 88H236V89H235ZM131 89H132L133 91H132ZM162 89H164L163 92H162ZM169 89H172L171 92H170ZM194 89H196V90H194ZM229 89H230V91H231L232 89H233V90L230 92ZM247 89H248V90L250 89V90L247 91ZM130 90H131V91H130ZM186 90H187L188 93L186 92ZM197 90H198V92H196ZM213 90H214V91H213ZM237 90H238V91H237ZM177 91H178L179 93H178ZM215 91H216V92H215ZM233 91H234V93H233ZM158 92L161 93V95L158 94ZM164 92H165V93H164ZM174 92H175V94H176L177 97L174 96ZM212 92H210V93H212ZM163 93H164L165 95H163L164 97H161ZM169 93H170L171 95H170ZM236 93H237V94H236ZM151 94H153L152 97H151ZM230 94H233L234 96L232 95V96H233V97H232V96H230ZM235 94L237 95V96H236V97H237L236 100H237V102H238L239 104H238L237 102H235V101H236V100H235V98H236V97H235ZM243 94H244V95H243ZM157 95H160V98L157 99V98H156ZM179 95H180V96H179ZM154 96H156V97H154ZM239 96H240V97H239ZM127 97H128V96H127ZM127 97H124V95L121 97V103H122L123 101L126 102V103H122V105L124 104L125 107L127 106V100H124V99H127ZM158 97H159V96H158ZM210 97H205V101L208 100V102H207V101H206V102L209 103V104H210V101H211ZM242 97H243V98H242ZM248 97H245V98L247 99ZM188 98H189L190 100H188ZM233 98H234V99H233ZM245 98H244V99H245ZM148 99H149V96H148ZM166 99H167V101H166ZM176 99H177V100H176ZM185 99H186V101L188 100L189 103H188V102H185ZM231 99H232V101L234 100V101H233L234 103L231 101ZM239 99H242V100L240 101ZM250 99H251V98H250ZM163 100H162V101H161V99L159 100L160 108L162 107V105H161L162 103H161V102H163ZM174 100H173V101H174ZM180 100H181L182 103L180 102ZM216 100H217V102H216ZM151 101H149V103H148L149 105H148V109H147V113H146V114H147V120H148V124L150 125V126H149L150 128H151V126H153L155 123H156V126L154 125V126L152 127V129L150 130L149 134L153 132V133H152L153 136L150 135V138H151V139H152V138L155 139V140L152 139V141H154V142L157 141V143H158V142H160V140L158 141V140H156V139H159V138H160V139H161V142H162V141L165 140L164 138H165L166 135L164 134V136L158 137V135L160 134L159 132H163V131H162V129H160V128H159L160 130L157 131V127H158L157 125H158V124H157V121H155L156 118L154 119V117H156V114H155V113L152 114V112H154V109H152L153 111H151V113H149V111H148V110H151V108H153V105H154V104H151ZM173 101H172V102H173ZM190 101H191V102H190ZM224 101H225L226 103H224ZM242 101H243V104H244V105L242 104ZM248 101H251V100H249V98H248ZM154 102H152V103H154ZM179 102H180V103H179ZM211 102H212V101H211ZM160 103H161V104H160ZM207 103H206V104H207ZM216 103H219V105L216 104ZM235 103H236L237 105H236ZM125 104H126V105H125ZM156 104H157V103H155V105H154V106H155V112H156L157 110H158V111H161V113H163V111L165 112V110L162 109L163 107L159 110L158 104H157V106H156ZM179 104H180V106H179ZM220 104H221V105H220ZM238 105H239V106L241 105L242 108H240V107L238 108ZM245 105H247V107H249V106H251V105H252V107H254V108L256 107L257 109H256V108H255V109H256L258 112L255 111V109H253V108L250 107L251 110H252V111H251V114H252L253 111L255 112V113H253L252 116H251L250 111H249L250 109L247 108V107H246V108L243 107V106H245ZM163 106H164V104H163ZM165 106H164V107H165ZM178 106H179V107H178ZM190 106H191V109H190ZM208 106H209V105H208ZM217 106H219V107H221V108L218 109L219 107H217ZM236 106H237V107H236ZM156 107H158V109H157ZM170 108H171V109H170ZM224 108H225L226 110H224ZM235 108H236V109H235ZM125 109H126V108H124L123 111H125ZM207 109H208V108H207ZM215 109H217V110H215ZM240 109H241V110H240ZM248 109H249V110H248ZM179 110H180V109H179ZM237 110H238V111H237ZM212 111H213V112H212ZM219 111H221V112H219ZM222 111H224V112L227 111V113L224 114ZM236 111H237L239 114H237ZM241 111L247 112L248 115H247L246 113H244V112H242V113H243V114H242ZM248 111H249V112H248ZM191 112H193L194 115L191 114ZM121 113H122V112H120V114H119L120 116L118 115L119 118L123 117V115H124V114H121ZM148 113H149V114H148ZM156 113H157V112H156ZM215 113L217 114V116H216ZM218 113H221V114L223 113V114H222L223 117H224V115H226V114L228 115V117H227V116H226V117L229 118V119L226 118V119H227L226 123L229 121L230 124H229V125H228V124H227V125L225 124V125L227 126V128L223 126L224 123H225V120H226L225 117H224V118L221 117V114H218ZM240 113H241V116L243 115L242 117H244L245 119L242 118V117L240 118ZM150 114H151V115H154V116L152 117ZM159 114H160V113H159ZM165 114H166V113H165ZM169 114H170V112H169ZM213 114H214V115H213ZM231 114H232V115H231ZM233 114H234V115H233ZM249 114H250V115H249ZM255 114H256V115H255ZM148 115H149V116H148ZM197 115H198V116H197ZM219 115H220V117H219ZM236 115L239 116V117H238L239 120H238V118H237V120H236V117L234 118V116H236ZM194 116H195V118H194ZM200 116H201V117H200ZM149 117H150V119H149ZM164 117H165V115H164ZM215 117H218V118L216 119ZM246 117H247V118H246ZM211 118H212V120H214V121H212ZM252 118H250V120H251ZM254 118H253V119H254ZM259 118H255L256 121H255V119H254V120L252 119V120L255 121V122H253V121L251 120L253 123H258V124H257L258 126L256 125V126H257V128H256V129H257V132L259 131V129H261L260 131H263V129H264V125H263V123H264V119L260 118V120H262V121H260ZM153 119H154L155 123H153ZM173 119H174V120H173ZM183 119H184V120H183ZM196 119H197V120H200V121L198 122ZM234 119H235L236 121H240V122H236V121H234ZM243 119L245 120V123L242 122ZM257 119H258L260 122H258ZM150 120H151L152 123L150 122ZM179 120H181V121H179ZM195 120H196V123L198 122L197 124L194 123ZM222 120H224V123L222 124L223 127H221V128H222V129H221V128H220L221 125L218 126V124H221V123H222ZM241 120H242V121H241ZM171 121H170V122H171ZM182 121H184V123L180 124V122H182ZM193 121H194V122H193ZM149 122H150L151 124H153V125H151ZM172 122H171V123H172ZM231 122H232V123H231ZM241 122L243 123L244 126H243V125L240 126V127H242L241 130H240V129H239V130L236 129L237 127L240 128L238 125H239V124H242ZM262 122H263V123H262ZM193 123H194V124H193ZM213 123H211V124H213ZM234 123H235V124L237 123V125L235 126ZM207 124H208V125H207ZM259 124H260V125H259ZM261 124H262L263 126H262ZM204 125L202 124V126L204 127V130H205L206 128H205ZM216 125H217V126H216ZM231 125H232V126H231ZM229 126H231V127H229ZM233 126H234V128L236 127V128H235L236 130H235L234 128H233V130H235V131L238 130L237 132H238L239 135H237V132L231 130ZM259 126H260V127H259ZM149 127H148V125H147L145 131H146V130H149V129H150ZM154 127H156V128L154 129ZM181 127H180V128H181ZM203 127H201L202 130H203ZM213 127H214V126H213ZM262 127H263V128H262ZM224 128H225V130H224ZM229 128H230V130H231V131H230L231 134L229 133V130H228ZM258 128H259V129H258ZM183 129H184V128H183ZM189 130H188V131H189ZM190 131L187 132L186 134L193 133V132H190ZM221 131H224V133L221 132ZM226 131H227V132H226ZM239 131H240V132H239ZM225 132H226V133H225ZM232 132H235V134H236L237 136L234 135ZM263 132H264V131H263ZM157 133H159V134H157ZM208 133H209V135H208ZM211 133H213L214 136H211V135H212ZM222 133H223L224 135H223ZM259 133H261V132H259ZM210 134H211V135H210ZM242 134H243V133H242ZM262 134H263V133H261V135H262ZM155 135H156V137H155ZM191 135H192V134H191ZM207 135H208V136H207ZM257 135H259V134L257 133ZM261 135H259V136H261ZM188 136H189V135H188ZM205 136H204V137H205ZM213 137H214L215 139H213ZM223 138H224L225 143H223ZM239 138H237L236 140H238ZM259 138H260V137H259ZM163 139H164V140H163ZM166 139H167V138H166ZM262 139H263V138H262ZM214 140H216V141L214 142ZM218 140H219L220 142H219ZM221 140H222V141H221ZM263 140H264V139H263ZM205 141H207V142H205ZM154 142H152V145H153V146H154ZM165 142H167V143L170 142V144H172V147H175V145H176L175 143H172V141H170V140H168V141L166 140ZM211 142H212V143H211ZM217 142H218V144H217ZM226 142H227V143H226ZM167 143H166V144H167ZM214 143H215V144H214ZM228 143H229V146H228ZM263 143H264V142H263ZM155 144H156V143H155ZM159 144H160V145L163 144V145L166 146V144H164L163 142H162V143H159ZM159 144L156 145V148H155V149H157V150H156L157 152H158V151H159V152H160V151L162 152V149H164L163 147H165V146H163V147L161 148L162 145L160 146ZM174 144H175V145H174ZM255 144H256V143H255ZM167 145H168V144H167ZM205 145H206V146H205ZM224 145H225V146H224ZM256 145H257V144H256ZM256 145H254L255 148H256V147L258 148L259 146H261V145H259V146H256ZM153 146H152V147H153ZM230 146H232V147H230ZM243 146H244V145H243ZM154 147H155V146H154ZM154 147H153V148H154ZM181 147L184 148V145H182ZM225 147H227V149H226ZM229 147H230V148H229ZM166 148H168V147H166ZM251 148H252L253 150H255V151H251V152H252V153H255V152H256V153H258V155H259V151H260L261 149L264 150L263 146H261V148H260V147L258 148L259 151H258L257 149H255L254 147H252V146H251ZM251 148H250V147H247V149H250V150H251ZM155 149H154V150H155ZM221 149H220V151H221ZM250 150H248V151H250ZM156 151H155V152H156ZM164 151H165V150H164ZM164 151H163V152H164ZM167 151H168V153H169V152H172V153H169L170 155H171V154H175V153H173L174 150H170V149H169V150H166L165 152H167ZM232 151H233V150H232ZM157 152H156V153H157ZM159 152H158V153H159ZM158 153H157V154H158ZM230 153H229V154H230ZM261 153H262V155H263V151L260 152V156H262ZM161 155H162V154H161ZM175 155H176V154H175ZM227 155H228V154H227ZM227 155H226V156H227ZM230 155H231V154H230ZM255 155L257 156V154H255ZM171 156H172V155H171ZM177 156H178V155H177ZM177 156H176V157H177ZM173 157H175V156H173ZM228 157H229V155H228ZM113 162H114V161L111 162L112 165H113V164H116L117 166H119V164H117L116 162H114V163H113ZM181 162H183V161H181ZM181 162H180V164H181ZM52 163H53V162H50V168L52 167L53 169H55L54 171H57V168L55 167V165H56V166L59 165L60 162H58V163H57V162H54L53 164H52ZM120 165H121V164H120ZM113 167H114V165L112 166V168H113ZM119 168H120V167H119ZM119 168H117V167H116V168H115V167L113 168V171H114V180L117 181V177L119 178V181H120L121 183L119 182V183H120V186H119L118 188H120L119 191L121 192V190H122V192H121V194H120V193L118 192V189H117V190H114L113 192H115V193L118 192V193H117L118 196L116 195V197H114V200H115V202H117V203L120 202V203H119V205L117 206L118 208L115 209V211H116L117 209H118V210H117V213L121 211V213H120L121 216L118 215V214L116 215V218L119 217V218L117 219V220L120 219L119 221H117V220L115 219V215H114V218H112V220L115 219V220L117 221V224H118V223L120 224V221H122L121 224L123 225V227L120 225L122 228L119 227V224H118V225L115 224V225H113V226H115L116 228H118V230L121 228L122 231H124V228H125V233L128 235V237H129V241H131V238H133L132 241L135 240V239L137 238V236H135L136 233H137L138 235L142 236L143 234L147 235V233H148L149 230H154V231H152L153 234H154L156 228H158V229H156L157 232H160V231H161V233H165L166 235H171V233L176 234V235L179 234V237H180L179 239H180L181 242H178L179 239H178V235H177V239H178V240H177V241L175 240V244L177 245V247H176L175 244H174L175 246L173 245L174 247H171V249H173V250H170L171 253H172V255L170 254V255H171V258H170V255H169V259H172L173 261H175V264H177V263L180 264V262H176V261H179V259H180V261H182L181 263L184 264L185 262H183V261H184V259L186 258L185 256H187V255L184 254V253L187 251V250H186V248H187L186 246H188L190 243H192V242H193V241H192L193 239L195 240V237H194V236H198V235H196V234H194V236L192 235V236H193V239L191 240V237L189 236V235H191V233L189 234V232H187L188 230L186 231L187 233L185 232V234L182 232V231H183V228H182V227H184V226L181 224L182 222H183V223H184V222H187L188 224L191 225L190 227H194V228H197V227H199L200 225L203 224V226H206V227H205L206 230H207L208 227L214 230V232H209V231H208L209 233H205V235L208 234V236H209V235H211L210 233H213V234H212V237H213L214 234H216V235L219 234L218 236L221 235L220 238L222 237L221 240H227V239H225V238H227V236H228L229 234H228V235L226 234V230L224 231V230H223V226H222V223L224 224V222L226 221V220H225V221L223 222V220L226 219V218H225V215H224V217H222L221 212H219V206H220V204H215L214 206L211 207L212 210H213V211H212V210L210 209V210L212 211V213L210 212V210H208L210 213H208L207 210H206V211L204 210L203 213L205 212V215H206V213H207V215L205 216V220L200 221V219H198V218H199L202 214H200L199 212L202 211V210H200V211L195 210L196 207L192 204V202H194V200L191 201V199H193V198H192L191 196H189L191 191H188V190H187V191L189 192V195H188V194H187L188 192H187L186 190H181L183 194L180 192V193H179V194H181L180 197H176V196L178 195V192H177L178 190H174V191H173L175 194L177 193L176 195L171 191V192L173 193V195H172V193H171L170 196H171V195H172V196H175L176 199H175V197H174L175 200L173 201V197L171 196V197H172V200H169V199L171 198V197L168 195L170 192H169L167 189H164V188H163L164 186H160V187H161V190H160V193H161V194H160V193L158 194L157 192H159L158 189H160V187L158 188V187L155 185V186L157 187V188H156V187L154 186V184L152 183V185L155 187V188H154V187L152 186V187H153V188H152V187H150V186H151V183H150V182H149V183H147V182L145 183V180H144V182L142 181V182H143V184H142L140 180H139L140 182L137 180V181H138V184L140 183V185H139V186L141 187V190H140V188L138 187V185H137V184H134V183H135V180H131V178H132V179H136V178L139 179L140 176H139V175H138V177H136V176H133V177L130 176V177H129V176H128L127 178H130V180H131V181H130V180H128V179L126 178V176L124 175L123 170L121 169L122 167L120 168L119 172L115 173V172H116L115 170H117V169H119ZM114 169H115V170H114ZM51 170H52V169H51ZM231 170H232V171L229 170L230 173L233 172L234 169H231ZM54 171H53V170L51 171L52 174H53ZM117 171H118V170H117ZM234 171H235V170H234ZM220 174H221V173H220ZM253 174H254V173H253ZM253 174H252V175H253ZM254 175H256V173H255ZM254 175H253V176H254ZM50 176H51V173H50ZM220 176H222V174L219 175V177H220ZM236 176H238V175L236 174ZM135 177H136V178H135ZM219 177H217V178H219ZM241 177H242V176H238V177H237V178H239V179H237L238 182H240V181L243 179V178H242V179L240 180ZM123 178H125V179H124L125 183H123ZM141 178H143V177H141ZM141 178H140V179H141ZM143 179H145V178H143ZM141 180H142V179H141ZM146 180H147V179H146ZM132 181H133L134 183H133ZM137 181H136V183H137ZM147 181H148V180H147ZM122 183H123V184H122ZM127 183H128V184H127ZM124 184H127V186H126V185L124 186ZM130 184H132V185L134 184V186H136V187H135L136 189L134 188V186H132V185L130 186ZM149 184H150V185H149ZM122 185H123V186H122ZM128 185H129V186H128ZM143 185H145V187H144ZM146 186H147V188H149L150 190L147 189ZM127 187H133V188H132L133 190H132V189L130 190V188H127ZM137 187L139 188L140 192L137 191V190H138ZM143 187L145 188V190H144ZM162 188H163V190H162ZM125 189H126V191H125ZM127 189L130 191L129 193H127V192H128ZM134 189H135V190H134ZM152 189H153V190H152ZM155 189H157V190L155 191ZM143 190H144V192H143ZM146 190H147V191H146ZM131 191L134 192V194H133V193L131 194ZM145 191H146V192H145ZM148 191H149V193H147ZM150 191H151V193H150ZM161 191H163V193H162ZM179 191H180V190H179ZM141 192H143V193H144L143 195H145V196H146L145 193L149 194L150 196L147 195V196H148V200H147V201H151V202H153V203H154V199H152V197L154 196L155 193H156L157 196H158V195H159V196H158V197H153V198H156V199L158 198L160 201H162L163 199H164V200H165V199L167 200V198H164V197H165L164 194L166 195V197H167V196L169 197V199L167 200V202L169 201L168 204H167L166 201H165V203H164V202H163L164 200H163L162 202H160L159 200H157L158 203H157V201H156L157 204H156V203H155V204L157 205V207L159 206V208H161V209L158 208V209H159V210H157V211H158L157 214L159 213L158 215H156V212L153 211L152 214H154V213H155V214L153 215L154 217H153V216L151 217V220H152V218H153V220H154L155 223H158V222H156V220H159L160 224L162 223L161 225L164 226V227H165V225L167 224L166 221H169V222H168L169 225H172L173 222H174V223L176 222V225L173 223V224L175 225V227L172 225L171 228H168V229H167V227H169L168 224H167V227H165V228L162 230V229H161L162 226H161L160 224H159V225H160V226H159L160 228L157 227V226H158L157 224H156L157 226H155V224H154V227H155V228L153 229V221H152V223H151V224H152V226H151L152 228H151V229H150V227H149L151 224H149V223H147V222L144 223V226H145V224H149L148 228H146V226L144 227L145 229L143 228V226L140 227L141 230H143V229L145 230V233H143L144 230L142 231V233H143L142 235L140 234L141 232H139L140 230H137V229H139L138 227H134V229H136V231H138V232H136V231L133 229V226H137V225L139 226V222H137V221H138L137 219H140V218H141V216H142V215H141L142 212H143V216H144V215H147V217H149V216L152 215V214L149 213V210L147 211V209L149 208V207H148V204H147L148 202H145L146 200H145V198L141 195V194H142ZM153 192H155V193H153ZM166 192H167V193H166ZM115 193H114V194H115ZM125 193H126V195H128V197L135 196L136 199H135L134 197L128 198L127 196H124ZM135 193H137V194L139 193V195H137V194L135 195ZM140 193H141V194H140ZM185 193H186V196L184 195ZM129 194H130V195H129ZM151 195H153V196L151 197ZM160 195H162L163 198H162ZM182 195H183V196H182ZM136 196H137V197H136ZM138 196H139V197H138ZM140 196H142V198H140ZM199 196H201V194H200ZM124 197H125V198H124ZM159 197H160V198H159ZM188 197H190V199H188ZM126 198H128V199H126ZM146 198H147V197H146ZM123 199H126V200H124L125 202H123V205H122L121 203H122V200H123ZM129 199H130V200H131V199H134V200L129 201ZM149 199H150V200H149ZM127 200H128V201H127ZM136 200H137V201H136ZM144 200H145V201H144ZM133 201H134L135 203H137V204H135ZM172 201H173V202H172ZM126 202H128V203L131 204L130 207H126V206H125ZM151 202H149V203L152 204V206H153L154 204L151 203ZM159 202H160V205H161V203H162V206L158 205ZM170 202H172V203H170ZM133 203H134L135 205H134ZM141 203H143V205H142ZM194 203H195V202H194ZM120 204H121V206H120ZM150 204H149V206H150ZM126 205H127V204H126ZM164 205H165L166 207H165ZM216 205H217V206H216ZM218 205H219V206H218ZM128 206H129V204H128ZM152 206H150L151 209H153ZM119 207H120V208H119ZM157 207H156V209H157ZM124 208H125V209H124ZM126 208H128L130 211L127 209V211H129V212L125 214V213L122 212V210H123L124 212H127V211H126ZM150 208H149V209H150ZM162 208H163V209H162ZM139 209H140V210H139ZM151 209H150V210H151ZM168 209H169V212H171V211H172V212H175V213H172V214L169 213L171 217H170L169 214L167 213ZM170 209H171V211H170ZM172 209H173V210H172ZM119 210H120V211H119ZM141 210H142V212H141ZM154 210H155V209H154ZM162 210L165 211L166 213H165V212H162ZM174 210H175V211H174ZM139 211L141 212V214H140ZM151 211H152V210H151ZM151 211H150V212H151ZM159 211H161V212H159ZM176 211H178V213H179L180 216H178V214H177ZM194 211H196V212H195L196 214L194 213ZM138 212H139V215H137ZM144 212H145V213L147 212V214H145ZM148 213H149V214H148ZM197 213H198V215H197ZM222 213H223V212H222ZM163 214H164L165 216H163ZM167 214H168V215H167ZM173 214L175 215L174 218H177V221H176V220L174 221V219L172 220V218H173ZM176 214H177V215H176ZM0 215H1V216H0V221H1V222H6V223H8L9 221H10V223H11V222H12V219H13V217H14V215L12 214V212H8V211H5V212H3V213L0 214ZM122 215H123V216H122ZM136 215H137V216H136ZM148 215H149V216H148ZM199 215H200V216H199ZM138 216H139V218H138ZM156 216H158V218H155ZM166 216H167V217L169 216L170 218H169V217L167 218ZM198 216H199V217H198ZM3 217H4V218H3ZM145 217H146V216H145ZM161 217L164 218L165 222H163V221H164L163 219H162V222H161ZM181 217H182V220H181ZM2 218L5 219V220H3ZM142 218H143V217H142ZM149 218H150V217H149ZM159 218H160V219H159ZM166 218H167L168 220H166ZM218 218H219V219H218ZM1 219H2L3 221H2ZM178 219H179V222H178ZM115 220H113V221L116 222ZM140 220H141V219H140ZM170 220H171V222H172V221H173V222L170 223ZM180 220L182 221L181 223H180ZM7 221H8V222H7ZM135 222H137L138 224H136ZM202 222H203V223H202ZM112 223H113V222H112ZM163 223H164L165 225H163ZM178 223H180V224H178ZM135 224H136V225H135ZM177 224H178L180 227H177ZM204 224H205V225H204ZM207 226H208V227H207ZM115 227H114V228H115ZM172 227H173L174 229L176 228V230L174 231L175 233L172 232V229H173ZM28 228L30 229L31 227L28 226V227L26 228V230L29 231L28 233L31 234L32 231H31V229L29 230ZM178 228H179L180 230H178ZM181 228H182V230H181ZM184 228H185V230L187 229V227H184ZM127 229L129 230L128 233H127ZM147 229H148V231H147ZM159 229H160V230H159ZM116 230H117V229H116ZM116 230H115V231H116ZM118 230L116 231V233L119 232V233L121 234L122 231H121V230L118 231ZM132 230H133V231H132ZM185 230H184V231H185ZM218 230H219V231H218ZM169 231H170L171 233H170ZM227 231H228V230H227ZM130 232H132V233L130 234ZM167 232H169L170 234H167ZM179 232H180V233L182 232V233L184 234V236L187 234L188 236H186V237H188V239H186V237H183V240L186 239L185 241H183V240L181 239L183 234L181 233V234H182V235H181ZM149 233H150V231H149ZM149 233H148V235H149ZM224 233H225V234H224ZM129 234H130V235H129ZM134 234H135V235H134ZM155 234H156V233H155ZM151 235H152V234H151ZM216 235H214V236H216ZM143 236H144V235H143ZM143 236H142V237H143ZM171 236H172V235H171ZM144 237H145V236H144ZM144 237H143V239H144ZM172 237H173V236H172ZM189 237H190V238H189ZM209 237H210V236H209ZM173 238H176V237H173ZM215 238H216V237H213V240H214ZM223 238H224V239H223ZM228 238H229V237H228ZM138 239L140 240V238H138ZM197 239H198V238L196 237V240H197ZM139 240H135L136 242H135L134 244H136V245L138 244L137 246L139 247V246H140L139 244L142 243V244H143V245H142V246H143L142 248H143L144 252H145V250H147V251L150 250V248H148L147 246H149V247L152 246V248H154V249L148 251V252H150L149 255L151 254V252H152L151 255H153V254H154L153 250L156 249L155 251H156V253H157V256H159V251H157L158 249H157L156 247H154L155 245L148 243L146 240L143 241L142 238H141L140 241H143V242H139V243H137ZM189 240H190L191 242H190ZM216 240H217V239H216ZM132 241H131V242H132ZM186 241H188V243H186ZM197 241H198V242H197ZM197 241L193 242V244L195 245V246L193 245L194 247H196L198 244L203 243V241H200L199 239H198ZM125 242H126V243H129V244H133V242H132V243L127 242V241H125ZM144 242H145V244L147 243V244H146V247H147L148 249H146V247H144V246H145ZM196 242H197V243H196ZM183 243L186 245V246H185L186 248H184V249L182 250L181 247H180V244H182V246H183V245H184ZM129 244H128V245H129ZM148 244H149V245H148ZM19 245H20V243L14 241V244H13L14 247H12V249L15 248V247L18 248ZM150 245H151V246H150ZM178 246H179V247H178ZM175 247L178 248V250L175 249ZM183 247H184V246H183ZM197 247H198V246H197ZM127 248H128V247H127ZM140 248H141V246L139 247V249H140ZM142 248L140 249V251H139V249H138V250L136 249L135 251H139V252H141V251H142ZM12 249H9V248H8V249L5 248V250L2 249V250H0V255L3 256V255L5 254V256H6V253H7L8 256L10 255V257H11V256L13 255V254L11 255V253H13ZM174 250H177V252H179L180 254H181V252L184 251V253L182 254L184 257L181 256L179 253L175 255V256H178V257H175V256L173 255ZM193 250H194V249H193ZM5 251H6V252H5ZM125 251H126V250H125ZM147 251H146V252H147ZM170 251H169V253H170ZM177 252H176V253H177ZM156 253H155V255H156ZM186 253H187V252H186ZM147 254H148V253H143L142 256H145V255H146V256H145V258L143 257L142 260L145 259V261H146V262H144L145 264H147V263H148V264H149V263L153 264V261H151V260H153L154 257H153V259H151V258H150L151 256L149 257ZM162 254H163V253H161V255H162ZM147 256H148V258H150V260L147 259ZM172 256H173V257H172ZM179 257H182V258H179ZM155 258H157V257H155ZM177 258H178V259H177ZM183 258H184V259H183ZM4 259H5V260H4ZM10 259H11V258H10ZM10 259L5 258L4 256H3V257L0 256V260H1V261H0V264H4L3 261L5 262V264H7V262H8ZM148 260L151 261V262H149ZM143 261H144V260H143ZM143 261H142V262H143ZM173 261L171 262V264L174 263ZM142 264H143V263H142ZM154 264H155V263H154Z\"/></svg>",
  "mask_w": 264,
  "mask_h": 264
}]
</instances>
